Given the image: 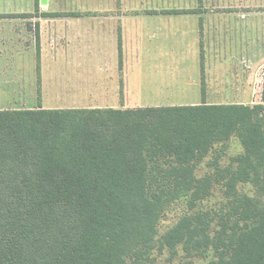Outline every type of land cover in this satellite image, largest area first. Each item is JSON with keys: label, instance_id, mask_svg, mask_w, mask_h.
<instances>
[{"label": "trees", "instance_id": "trees-1", "mask_svg": "<svg viewBox=\"0 0 264 264\" xmlns=\"http://www.w3.org/2000/svg\"><path fill=\"white\" fill-rule=\"evenodd\" d=\"M117 49L120 65V36ZM231 137L243 151L216 168L225 200L191 213L213 187L197 163ZM176 202L185 212L159 235ZM179 245L264 264V72L255 104L0 109V264H154Z\"/></svg>", "mask_w": 264, "mask_h": 264}, {"label": "rangeland", "instance_id": "rangeland-1", "mask_svg": "<svg viewBox=\"0 0 264 264\" xmlns=\"http://www.w3.org/2000/svg\"><path fill=\"white\" fill-rule=\"evenodd\" d=\"M190 9H196L197 12H173ZM5 13L17 18L12 23L2 22L0 42L5 48L0 65V109L189 105L191 101L201 100V92L197 89V93H194L195 88H190L188 71L181 69V66L185 64V67L190 68V49L195 50L196 45L193 43L197 39L204 66L208 61L220 59L216 54L218 51L229 53L241 47L252 52V55L233 56V59H237L235 64L222 65V70L233 69L238 72L252 65L251 87L236 86L240 82L235 81L220 82L221 87H208L205 78L209 75L205 76V71V100L225 103L248 101L245 104L260 102L264 72V0H202L201 3L198 0H0V14ZM46 13L60 15L45 16ZM73 14L79 15L75 17ZM153 15L163 20L162 26L143 21L145 18L151 20ZM172 16L173 19L176 16L184 19L170 21L169 17ZM192 16L200 19L199 35L194 41L188 30L183 31L190 29ZM121 18H127L124 32L123 29L121 32V20H117ZM119 25L121 33L116 34ZM171 26L179 28V32H167L166 29ZM39 32L43 34L41 40ZM117 35L122 43L119 67L122 68L124 64L129 67L127 84L132 93L126 98L125 88L113 89L106 78L105 70L111 67L112 53L117 51ZM10 42L13 47L17 46V68L12 63L16 55L11 56ZM167 48L178 51L174 50L171 56ZM175 53L178 56L172 66H178L180 70L179 73L171 74L181 79L179 82L173 80L172 83L177 82L182 88L154 91L151 86L163 83V72L153 69L156 61L169 63V60H174ZM142 60L144 62L140 64ZM80 64L87 69V73H84L87 76L81 81L77 78L75 82L70 76L79 74L72 69ZM93 67L104 70L101 78L92 76ZM122 75L120 72V85H123ZM164 76L166 78L167 74ZM115 91L119 96L114 99L116 103H112L110 95L113 96ZM139 91L143 95H138ZM242 151L239 139L231 137L215 143L197 163L196 176L211 175L213 187L212 194L191 213L198 209L217 208L225 200L224 186L216 182V168L225 167L230 157ZM239 190L254 194L253 186L248 183L239 185ZM184 212L183 202L173 203L160 218L159 235ZM153 256L154 264H207L210 259V256H189L180 245L174 253L165 248L160 253L154 251Z\"/></svg>", "mask_w": 264, "mask_h": 264}, {"label": "crops", "instance_id": "crops-1", "mask_svg": "<svg viewBox=\"0 0 264 264\" xmlns=\"http://www.w3.org/2000/svg\"><path fill=\"white\" fill-rule=\"evenodd\" d=\"M198 1H199V3L202 2V0H198ZM122 16H125V15H122ZM153 17H155V18H153ZM176 17H177L176 19H173V16L169 17V20L171 21V20L184 19V17H179V16H176ZM16 18H17L16 16L8 15L7 13L0 14V33L2 32V22L6 21V22H11L12 23L13 20H15ZM117 20H121L120 23L123 24V26L121 28V32H122V29H123V32H124V24L126 23L125 20H127V18L126 19L125 18H121V19H117ZM143 21H145L146 23L152 24V25L155 24L156 26H158V25L162 26L160 24L161 23L163 24V20L160 19L159 17H157L156 15H153L151 20L145 18ZM199 21H200V19L198 20V18L192 16V17H190V29H183V31L188 30L190 32V38H191L192 41H194L195 38L198 37V35H199V33H198V28H199L198 22ZM119 27H121V26L119 25L117 27L116 34L121 33L120 30H119ZM117 30H118V32H117ZM166 30L169 33H178L179 32V28L172 27V26L169 27ZM162 31H163V29H162ZM11 33H12V31H11ZM37 36H38V34H37ZM118 36L119 35H117V37ZM38 37H40V40L43 39L42 32H39V36ZM198 42H199V40L197 39V42L194 41V43H193L194 45H196L195 50H194V48L190 49V65H189L190 68L185 67V64H183L181 66L182 67L181 69H185V70L188 71V74H189L188 82H190L189 83L190 88H195L194 93H197V89H199V93L201 92V100L200 101L198 100L196 102H192L191 101L190 104H193V103L200 104L202 102H205V103H208V104H228V103H225V101L224 102L223 101L208 102V101L205 100V95L202 93V87H204L203 86V84H204V80H203L204 75L203 74H204L205 71H206L205 76L209 75L208 78H205V82L207 83L208 87H221L222 85L220 84V82H223V81L240 82V84H236V86H243L244 85L246 87H251L252 82H253V75H252V73H253L252 72L253 71L252 68L253 67H252V65H250V67L247 68V69H241L239 72L237 70L234 71L233 69L229 70V71L228 70H222V67H223L222 65L223 64H229V63H232V62H233V64H235V63H237V59H233L232 58L233 56H236L237 54H240V55H248V54L252 55V52H250L249 50L245 51V49H241V47L239 49L235 48V49L231 50V52H229V53H225V52L223 53L222 51H218V52H216V54H218L220 56V59L218 61H215V60H213L211 62L208 61V63L205 64V66H204V64L202 65V58H201L200 52H199L198 47H197ZM117 45H118V43H117ZM4 48L5 47L3 46L2 42H0V63H1L0 65H2V55H3V52H4ZM7 48L8 47H6V49ZM9 48L11 50V56L16 55L14 60H12V63H14V65L17 68L18 64H19L18 56H17L18 52L16 51L17 50V46L13 47V43L10 42ZM168 48H167V51H170L169 54L171 56L173 55V51L174 50H176L175 52L178 51L177 49H168ZM13 51H15L16 53H13ZM115 51H116V49H115ZM96 53H98V50L96 51ZM158 56L160 57L161 55L159 54ZM177 56H178L177 53H175L174 54V60H172V61L169 60V63H167L166 61H163V60L161 62L156 61L157 62L156 66L153 69H155V71H158L159 73H160V71L163 72V74H162L163 75V83H158L157 85L151 86V88H154V91L158 92V91H161L162 89H168V88L169 89L175 88L176 90L178 88H182V87H179V84L177 82L172 83L173 80H176V81L179 82L180 79H181L180 76H178V75L174 76V75L171 74L172 72L179 73L180 68H178V66H175V67L172 66V65H174L173 63L176 61V57ZM148 61H150V60H148ZM143 62H144L143 60L140 61V64L143 63ZM145 62H147V60ZM204 63H205V61H204ZM140 64H139V67H140ZM144 64H146V63H144ZM214 65L216 67H214ZM16 68L14 67L15 71H16ZM72 71H74L76 73L79 72L78 75L74 74V75L70 76V78L74 79L75 82L77 81V78H78V81H81L82 79L85 78V76H87L86 74H84V73H87L86 72L87 69L84 67V65L80 64L79 66L74 67V69H72ZM105 71H106V78L108 79V82L109 81L111 82V86L113 87V89H117L119 87L125 88V90H126L125 98L127 97V95L130 96V93H132V92L129 91L128 84H127V82H128V80H127V72L129 71V67H127V65H125V64L122 66V68L119 67L118 49H117L116 53H112V65H111V67H109ZM245 71H246V75H245ZM91 72H92V76H94V77H96L98 79L101 78V75L104 74V70L103 69L99 70L98 67H93L91 69ZM120 72H122V74H123L121 76V78L123 79V85L119 84V81H120L119 80V74H120ZM237 72H238V74H237ZM165 73L167 74L166 78L164 76ZM176 78H178V79H176ZM150 79L152 80V78H150ZM160 80H161V76H160ZM169 80L171 82H168ZM245 82H246V84H245ZM60 88H62V87L60 86ZM117 92H119V91H117ZM120 94H121V96L123 95L122 92H120ZM138 95L141 96L143 94L139 91ZM110 96H111V102L112 103H116V100H114V99L115 98L117 99V97L119 96L118 93H116V91H115L114 95L112 96V94H111ZM229 103H248V101H244L243 100V101L229 102Z\"/></svg>", "mask_w": 264, "mask_h": 264}]
</instances>
